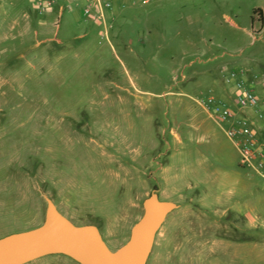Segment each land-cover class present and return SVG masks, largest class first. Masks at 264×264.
I'll list each match as a JSON object with an SVG mask.
<instances>
[{
	"label": "rangeland",
	"instance_id": "374dc122",
	"mask_svg": "<svg viewBox=\"0 0 264 264\" xmlns=\"http://www.w3.org/2000/svg\"><path fill=\"white\" fill-rule=\"evenodd\" d=\"M255 7L264 15V0H130L109 42L93 31L56 42L35 36L31 7L23 25L0 0V236L39 225L50 196L113 249L156 191L178 207L146 264H264V179L227 137L231 119L197 101L235 109L238 80L261 93Z\"/></svg>",
	"mask_w": 264,
	"mask_h": 264
},
{
	"label": "water",
	"instance_id": "95a60500",
	"mask_svg": "<svg viewBox=\"0 0 264 264\" xmlns=\"http://www.w3.org/2000/svg\"><path fill=\"white\" fill-rule=\"evenodd\" d=\"M45 202L39 225L0 236V264H24L48 254H63L78 264H146L158 229L178 207L175 201L151 192L142 200V214L127 240L111 249L95 224H76L50 196H45Z\"/></svg>",
	"mask_w": 264,
	"mask_h": 264
},
{
	"label": "built area",
	"instance_id": "2783aa9c",
	"mask_svg": "<svg viewBox=\"0 0 264 264\" xmlns=\"http://www.w3.org/2000/svg\"><path fill=\"white\" fill-rule=\"evenodd\" d=\"M32 1L38 14L46 13L56 2V0ZM69 1L76 3L78 0ZM86 1L82 8L83 15H92L94 19L102 24L99 37L109 42L111 22L106 12L111 8V2L109 0ZM242 73L239 72V74ZM235 76L236 72H230L226 77V81ZM236 87L235 109L214 100L212 97L197 98V101L205 106L209 110L210 116L217 121L231 119L230 125L226 129L227 137L237 147L242 164L264 179V129H261L256 123L257 121H264V89L261 94H258L247 87L242 80L236 82ZM247 111H251L253 117L246 114L237 116V113H248Z\"/></svg>",
	"mask_w": 264,
	"mask_h": 264
},
{
	"label": "crops",
	"instance_id": "0c3cea01",
	"mask_svg": "<svg viewBox=\"0 0 264 264\" xmlns=\"http://www.w3.org/2000/svg\"><path fill=\"white\" fill-rule=\"evenodd\" d=\"M29 1L31 2V4L30 3L26 4L23 2H19L17 0H9V5L17 7L18 10L21 12L23 18V25L30 24V20H31L30 9L32 8L33 11L36 12L34 2L32 0ZM109 1L111 2V8L107 10L106 13L109 21L111 22V28H110V37H111L112 29L114 27L117 14L120 12V9H122L128 4L130 0H109ZM86 2H87L86 0H78L76 3H71L69 0H56L54 5L46 13L38 14L36 12L38 17L36 18L35 21H33L35 36L40 35V37H45L43 40H49V41L55 40L56 42H65L71 39H77L79 37H86L91 31H93L95 33V37H99L100 30L102 29V24L96 19H94L92 15L85 16L82 13V8L86 4ZM64 13H67L68 15L64 21L63 29L59 30L60 19ZM251 70L256 72L257 74L261 73V76L263 75L262 77L263 79L251 81L250 85L255 88L259 85L260 86L264 85L263 70L261 69V72L255 68ZM263 89L264 86L261 88V90ZM249 112L251 113V114L248 113L250 115L243 112V114L237 113V116H242L246 114L249 117H253V113L251 111ZM260 128L264 129V127H260ZM159 198L171 200L170 198H168L167 194H165L164 197L159 196ZM127 238L128 235L115 248H117L122 243H124L127 240ZM48 255H44V256H48ZM60 256L69 258L68 256H65L63 254H60Z\"/></svg>",
	"mask_w": 264,
	"mask_h": 264
},
{
	"label": "trees",
	"instance_id": "16d2710c",
	"mask_svg": "<svg viewBox=\"0 0 264 264\" xmlns=\"http://www.w3.org/2000/svg\"><path fill=\"white\" fill-rule=\"evenodd\" d=\"M251 18H252V20L256 19L258 21L263 22L264 21L263 10L259 7L253 8Z\"/></svg>",
	"mask_w": 264,
	"mask_h": 264
}]
</instances>
